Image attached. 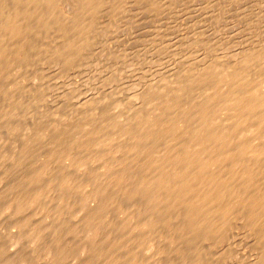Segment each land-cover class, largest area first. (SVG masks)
<instances>
[{"label": "bare ground", "instance_id": "bare-ground-1", "mask_svg": "<svg viewBox=\"0 0 264 264\" xmlns=\"http://www.w3.org/2000/svg\"><path fill=\"white\" fill-rule=\"evenodd\" d=\"M129 1L131 0H0V83L5 82L7 84V80L14 72L17 73L18 70L21 69V67H25L26 64L28 66L30 65L28 63L32 62L33 55L36 54L35 56H37L36 52L42 53V50L46 49L42 46L43 44L40 46V43L43 42L41 40L48 38L47 35L49 33L51 36L57 37V40L55 41L53 38L56 42L55 43L52 42L53 39L51 40L50 38V42L55 43V45L53 46L50 43V47L52 45L54 51H48V53H53V56L62 62V65H67L70 68L76 67V69H78V61L80 60L81 55L89 57L86 53L87 51L90 52L89 49L87 50V47L89 45L91 46V44L88 45L87 43L88 39H92L90 33L95 31L94 28L98 26L99 21L104 19L103 21L105 22V19H107L102 18V16L104 14L105 17H107L106 14L111 17L120 16L122 12L126 11L125 8H128L126 6ZM136 1H138V3L140 1L143 3L142 5L141 2L139 3V6H142L143 11H146L143 8L145 3L147 7L153 9L151 10L153 13L156 12L155 9H158L159 11V9L164 8L163 6L165 5L164 3L161 5L163 0ZM177 1L179 3V0ZM204 1L207 3L211 2H209V0H203L202 2ZM213 1L216 2L215 0ZM213 1L211 2L212 4H214ZM225 1L224 3L222 2L224 5ZM237 2L238 1H236V4ZM180 3L182 5V1H180ZM134 5H136V3ZM179 5L180 4H178V6ZM206 6L210 7V4ZM240 6H242V4ZM200 7H202V4ZM215 7L218 8V5H215ZM219 7L221 6L219 5ZM150 9H147V11H150ZM204 10H206V8ZM149 11L147 12L148 14L146 12L144 13L148 16L150 14L153 15L152 13H149ZM219 11L220 10H217L216 12L219 13ZM125 13L123 14L125 15ZM164 13H161L160 16H165ZM224 13L225 12L223 11V14ZM157 15H155V18L153 17V19H151L152 22H154V19L157 20ZM247 15L249 17L248 13ZM119 16L117 17L118 20L119 18L122 19L124 17H122V15L121 17ZM244 16L249 19H245L247 20L245 22L248 23H250V19H253V17L259 19L256 15H250L249 18L246 17V15ZM151 17L152 16H150V18ZM220 18H223V16ZM108 19L109 21L107 20L106 22H110V18ZM243 19L244 18H242L241 21H243ZM113 20H111V24L113 23L114 25L109 24L111 27L116 25L114 23L116 19ZM160 21L161 20L155 22L159 24ZM252 21L253 20H251V22ZM104 22L103 24H105ZM248 23L244 26L248 25ZM261 23H259V27L257 26L258 23L255 25L253 23V26H257L258 29H261L262 31L261 25H263V22L261 21ZM106 25H108V23ZM204 25L199 24L196 26H200L203 31H205ZM135 26L138 27V24ZM117 27H119V25L114 27V30ZM104 28H106L104 31L108 32V26H105ZM211 28L212 27L209 29ZM100 29L101 28H99V30ZM102 30L103 29L99 32H102ZM212 31L213 30L211 29V32ZM153 32H155V30H153ZM258 32H260V30H258ZM51 33H55L54 35L56 36ZM103 34H105V32ZM160 34L163 33L161 32ZM202 34L200 32V35ZM204 34L203 38L206 36ZM151 35H149L150 39H152L154 34ZM192 35L193 33L191 36ZM196 35L199 37L198 34ZM156 36H159V40H163V43L168 40L166 39V41H164L165 36ZM156 36L154 38H157ZM194 36L193 40L195 38ZM95 37L96 36L94 35V39L97 41V37ZM206 37L210 38L208 35ZM150 39L148 40L147 45H150L154 40L152 39L149 44ZM200 39H202V37H200L199 40ZM183 40L186 41L185 38ZM92 41L93 44L98 42L95 41L94 43L93 39ZM155 41L152 42L153 46ZM189 41L192 43L191 40ZM194 42L197 45H206L204 43L205 41H202L203 43H197L194 40ZM46 43H48V41ZM46 43L44 45H46ZM82 43L85 44V47L87 45L85 48L87 51H84V55L82 53L83 49H81L83 47ZM90 43L92 42L90 41ZM159 43L161 44L162 41ZM167 45L169 46L168 43ZM94 46L93 49L90 47V53L93 52L92 50H95ZM189 46L188 43V48ZM212 46L213 45H211V47ZM256 46L255 48L250 47V50L258 49ZM165 47H163L164 50ZM171 47L174 49L173 45L169 46V48ZM260 47L258 49L259 51ZM262 47L264 48V46ZM159 48L162 49V45H160ZM181 48L182 46L179 49L181 50ZM194 48L197 51H195L197 54L199 48L197 47V49L196 46ZM175 49L177 50L176 47ZM190 49H188V51ZM243 49H241V53ZM247 49L249 50V46ZM144 50L142 51L144 52ZM155 50L158 51L157 49H153L152 53H155ZM192 50L194 49H191V51ZM210 50L208 52L204 50L205 52L201 53L207 52L208 55L209 52L211 53ZM248 50L243 51L248 52ZM100 51L103 52L101 49ZM159 51L160 52L158 53L163 52H161V50ZM251 51H249L250 53L248 54L246 53L247 55H244L243 58L241 57L242 59L240 58L239 61L237 60L240 57V53L235 54L236 56H239L237 57L238 59H236L235 64H231L232 62L229 63V60L232 61V59L229 58L232 55H228V62L227 58L223 56V58H225L223 61H226L224 64L229 63L228 66L224 65V68L222 67L223 64L220 65L221 63H219L222 58L220 57L218 64H216L215 61L212 65L210 62V65L208 63L207 65L203 64L200 66L197 64L199 68L195 67L194 69L193 66L190 65V67L192 66V70L180 75L177 72L178 75L175 74L174 71L172 74L169 69L168 71L172 76L175 74L173 77L177 75L172 81H170L171 78L169 77L170 82H168L171 84L166 88L164 84L166 80L163 81L165 78L160 80L163 81L165 86L163 89H157V86L151 83L150 86L153 84L156 88H152V86L147 95V107L143 108V105L140 104L142 105V108L139 109L136 107L139 110L133 115L136 109L135 105L134 107L132 106L135 108L133 113L127 108V106V113L129 112L128 114L132 117L130 116L131 118L126 120V123L123 126L119 123L115 124L116 119H112L114 122L106 121L109 122L108 125L98 127L100 124L98 123L96 126L97 123H94L93 127V123H90L93 122L94 119L87 116L85 117L84 115L85 118L83 117V122L81 121L82 123H77V126L84 125L85 127V125L89 126L90 124L93 128H97L94 129L95 132L93 131L92 135H88L91 134L88 132L87 134L84 133L87 136L83 135L79 138L75 137V139L70 142H68V139H65L66 143L63 141L59 142L60 140H56L55 138V140H52L53 142L51 141L50 143H47L51 137L46 134L44 137L47 136L50 137V139L47 140L46 144L43 143L40 145L38 144L39 142H36L38 139L37 137L41 135L38 133V136L35 135L33 138L28 137L22 142V144H20V142L19 146L17 144L15 148H10L11 151L6 144L0 145V209L2 210V214L7 213L14 220L13 227H17V231H14L13 235L15 237L17 235L15 240L19 242L22 238H27L32 247L30 251L32 250L33 252L28 253L30 251H21L19 256L18 253H20V251L17 252V248H15V251L13 250L14 247H11L13 249L10 252H17L15 253V259L18 255L19 258L17 260H19V263L27 264L28 261H32L33 257H31V254H34V260L35 257H37L36 260H39L42 256H45L47 260L46 264H204L207 259L206 257L209 255V253L206 252L205 247L210 248L211 250L214 249L216 251L214 252L219 254V243L229 235L235 226V228L239 229L240 226L238 228L236 222L239 221L238 223L241 224V221L243 224L242 227L244 226L246 229L244 227L243 230L242 227L240 229L242 231H244V229L247 230L248 233L245 235L249 234V238L251 237V239L255 241L254 248L256 247V251L254 252H256L257 255L254 254L256 255L255 258H251V260L249 259V264H264V80H259L261 75L256 73L257 71L254 74L252 73L256 69H253V71L250 67V69H248V65L252 59L260 57L264 52L261 53L260 51V53H255L256 51ZM102 52H99L101 53L99 54L100 56L102 55ZM143 52L140 53L143 54ZM145 52L146 53L144 54L148 56L150 55L148 50H145ZM182 52L183 51H181V53ZM244 52L242 54H244ZM45 53L43 54L44 56ZM120 53L122 54V52ZM152 53L151 55H153ZM184 53L186 55L185 58H187L188 52ZM110 54L112 56V53ZM258 54H260V56H258ZM118 55L119 54H117V56ZM143 55L142 58L145 59L146 57ZM155 55L156 54L153 56ZM108 56L105 55V58L107 59ZM111 56H109V59ZM113 56L116 59V55ZM148 56L146 58L147 61H149ZM161 56L165 57V55ZM40 57L38 58L40 59ZM158 57L155 59H158ZM206 57L208 56L202 58L205 59ZM185 58H183V60ZM191 58H196L197 60V57L194 58V56H192ZM216 58L218 59V57ZM49 59H51V56ZM112 59L111 61H113ZM115 59L114 61L117 60ZM257 59L260 60L259 58ZM41 60H43L42 57ZM86 60L88 59L86 58ZM118 60L116 61L117 63ZM151 60L152 64L154 62L153 57L152 59L150 58V61ZM45 61L47 62V58ZM140 61H142L141 56ZM194 61L192 62L191 60V63L196 66L198 60L196 63H194ZM42 62L43 63L40 65L44 64V60ZM155 62L160 64V61L158 62V60ZM200 62L198 63L200 64ZM205 62H208V60L203 61V63ZM76 63L78 64L77 66L75 65ZM81 63L84 65L83 61ZM143 63L141 64L143 65ZM256 63L255 65L258 67V64ZM86 64H88L87 61ZM149 64L150 63L148 62V65ZM48 65L51 67L54 64ZM62 65L59 64L58 66L64 70V68L61 67ZM124 65L125 63H123V67ZM129 65H131V63H128L127 66ZM132 65L135 66L134 64ZM146 65L144 64L145 67ZM55 66H57V64ZM55 66L52 68L55 69ZM144 66H139V68L141 67L143 69ZM150 66L152 68L154 63L153 66L149 65V67ZM149 67L144 69L147 71ZM262 67H264V64ZM142 69H140L141 72L144 70ZM58 70L54 71L57 72ZM63 70L62 72H65ZM38 71L39 70H37V72ZM68 71L70 73L72 70ZM162 71L163 70L160 72ZM182 71L183 70H181V72ZM30 73L28 71L27 74H25L31 77ZM65 73L63 75H65ZM260 73L263 72L261 71ZM21 74L23 73L21 72ZM121 74H123V72ZM121 74L118 76L121 77ZM157 74L160 75L159 73ZM258 74L260 76H258ZM16 76L18 75L16 74ZM30 77H28V79ZM56 77H58V75ZM21 78H23V76ZM21 78H19V83ZM16 79L14 80L16 81ZM28 79L26 82H24L26 79L23 82L27 83L29 80L32 81L31 78ZM138 79H141V74ZM151 79L153 80V78ZM151 79L148 80L151 82ZM157 80L159 79L157 78L156 81ZM15 81L11 82L13 86L15 85L13 83H16ZM8 83L10 84V80ZM29 84L30 83H28V85ZM16 85L19 84L17 83ZM41 85L44 86V84ZM21 86L23 85H19V87ZM35 86L37 87V85ZM35 86L33 88H35ZM130 86H133V84ZM161 86L162 83L160 84V87ZM10 87L12 88V86ZM24 87L26 86L24 85ZM29 87L30 86H28V88ZM120 87L123 89L120 90L122 93L127 88L124 87V89L123 86ZM23 88H19V90L22 89V93H24L23 90L25 91L26 89ZM140 89L137 88V90ZM5 90H7V88ZM30 90L32 91V89ZM30 90L27 91L28 93L25 91L26 93H24V95H29L31 93ZM34 90L35 89H33V91ZM126 90H128V88ZM160 90L163 94L161 96L159 95L160 97L157 98L156 95L159 93L161 94ZM120 91L118 90L119 93ZM1 92L2 89L0 86V94ZM41 92L42 90L40 88V93ZM44 92H46V90L43 91L41 95H44ZM118 92L116 93L117 95H119ZM139 92L142 93V91ZM6 93L8 94V92ZM13 93L10 95L13 96ZM113 93L114 92H112V94ZM134 93L136 92L134 91L132 93L133 96L131 98H134V95H136ZM34 94L32 93L30 96L33 95L35 98L40 95L37 94V96H34ZM15 95L16 94H14V96ZM18 95L19 94H17L16 99H18V97L21 98V93L20 96ZM24 95L22 97L23 99ZM122 95L124 96V94ZM114 96L115 95H111L112 98ZM127 96H125V98ZM116 97L117 96H115V98ZM144 97H146V95ZM154 97L157 99H154ZM40 98L43 97L37 99L40 100ZM135 98L137 97L135 96ZM9 99L11 98H8V101L10 102ZM5 100H7V98ZM31 100V102L35 101H33V99ZM113 100V103L111 104V100L110 102L107 100L109 106L112 104H114V106L116 105ZM144 100H146V98ZM144 100L143 104L146 103H144ZM19 101L18 105H20ZM124 101L121 100L120 102L122 103ZM22 102L23 101H21V103ZM120 102L118 103L120 104ZM4 103H7V101ZM13 103L12 105H16L15 107H17V103ZM127 103L130 104L129 102ZM125 104L124 106H126ZM21 105H23V103ZM121 107H123L122 104ZM115 108H118V106H115ZM4 109L6 110V108ZM118 109H120V107ZM123 109L121 110L122 113ZM100 111L102 112V110ZM0 112H2V110ZM8 112L9 111L7 110L6 115ZM107 112L109 113V111ZM14 113L11 112V116H13ZM88 113L90 114V112ZM88 113L85 112L84 114L89 116ZM104 113L106 114L105 111ZM4 114L2 116H4ZM101 114H99V116ZM116 114L118 115V112ZM95 115L97 116V114ZM111 115H113V113ZM8 116L10 115L8 114L7 117ZM107 116L108 115H106V117ZM123 116L124 113L122 117ZM118 117L120 116L118 115ZM125 117L127 118L126 115ZM11 119L12 118H10V120ZM97 119H99L98 116ZM12 120L10 123L15 122V118ZM44 120L46 119H43V121ZM52 120L48 121V123L50 122L51 124ZM8 121L9 120L7 119L5 124ZM123 121L120 122L123 123ZM41 122L40 126L42 125ZM63 125H61V127H63ZM34 126L35 125L33 124V127ZM43 126L44 125H42V128H44ZM37 127L39 126L37 125ZM108 127L120 128V130H122L121 128H125L121 131V135L118 137L126 140L123 142L116 136L118 138L117 141V139L114 138L115 135L113 136L111 134V129H109V131L111 130L109 132L111 135L109 133H104L103 129L106 130ZM15 128L19 127L17 126ZM20 128L22 127L20 126ZM55 128L57 129L58 127ZM78 129L76 128V130ZM60 134L62 135L64 133ZM67 138H69V136ZM10 223L13 225V221ZM234 233L231 232V236ZM9 240L12 239L10 238ZM12 241L13 243L15 242L14 239ZM203 244L205 247H203ZM0 245L1 247L5 246L1 243ZM10 245L13 246L12 244ZM210 249H207V251L209 250L210 252ZM6 250L8 251V249ZM203 250H205L204 252L207 254L205 258L203 256ZM5 251L2 253L6 254L7 251ZM210 253L212 255V252ZM172 254L175 255V258L179 261L176 260L177 262H171L172 258L170 259V257L173 256ZM221 254L222 252L219 255ZM3 255H1V258H5ZM12 255L9 254V257ZM219 255L216 254L218 257ZM7 256L8 255H6V257ZM193 257H195V259ZM221 257L226 256L224 255ZM228 258H226V260ZM15 259L7 260H9L10 263H13L12 261H15ZM196 259H198L200 263L197 262L198 260L196 261ZM210 259H208V263L210 262ZM221 260L222 259L219 261L221 262ZM226 260H223V263Z\"/></svg>", "mask_w": 264, "mask_h": 264}, {"label": "rangeland", "instance_id": "rangeland-1", "mask_svg": "<svg viewBox=\"0 0 264 264\" xmlns=\"http://www.w3.org/2000/svg\"><path fill=\"white\" fill-rule=\"evenodd\" d=\"M135 1V2H134ZM171 0H165V2H164V0H163V2H162V4L161 5H163V3L166 5V7H165V5L163 6L164 8H161V9H159V11H158V9H155V11L157 12V14H156V12H154L153 13V11H151V10H153L152 8L150 9L149 7H147L146 5H145V3H144V5H143V8H144V10H146V11H143V9H142V6H139V3L141 2H139L138 3V1H136V0H131V1H129L128 2V4H127V6L126 7H128L127 9L125 8V10L127 11H124V12H122L121 14H120V16L119 17H121V15H122V19L121 18H119V20H118V16L116 17H111V16H109L108 14H106V16L107 17H105L104 15L102 16V18H107V19H105L106 21L108 20L109 21V19L108 18H110V22H104L103 20L104 19H102V21L105 23V24H103V22L102 21H99L98 22V26H100V27H95L94 28V32H92V33H90V37L94 40V43H95V39H94V35L97 37H95L96 39H97V45L96 44H93V41H92V39H88V45L89 44H91V46L89 45L88 47H87V45H86V47H87V50L89 49V51L91 52V48L90 47H92V49H93V46L94 45H96V46H94V49L95 50H92L93 52L92 53H90V52H88L85 48V44H83L82 43V48L81 49H83L82 50V53H83V55L85 54V52L87 51V53H86V55H88L89 57H84V56H82L81 55V58H80V60L81 59H85V60H79L78 62V64H79V66H77L78 64L76 63L75 65L77 66V68L78 69H76V67H74L75 68V70H74V68H70L69 66H67V65H62V62H60L56 57H54L53 56V53H48V51L49 52H53L54 50H53V46L55 45V41L57 40L56 38L57 37H53V36H51L50 35V33L47 35L48 36V38H46V39H43V40H41V41H43V42H41L40 43V46H41V44H43L42 46L43 47H45L46 49L45 50H42V53L40 54V53H38V52H36L37 53V56H38V54H39V56L38 57H42L43 58V60H44V64H42V65H40L41 63H43L42 61L43 60H41V57H40V59L37 57V56H35V55H33V60H31L32 62H29L28 64H30L29 66L26 64V68L25 67H21V69L23 70H21V69H19L18 70V72L16 73V72H14L13 74H12V78L10 77L8 80H7V84L5 83V82H1L0 84V86H1V89H2V92H1V94H0V106H2V107H0L1 109H0V111L2 110V112H0L1 114H0V145H5L6 144V146H8V149L10 150V148L12 149V148H15L16 146H17V144H18V146L20 145V144H22V142H24L25 141V139L26 138H28V137H30V138H33L35 135L36 136H38L37 134L38 133H40L39 135L40 136H42V137H40V136H38L37 138V140H36V142L38 143V144H40V145H42L43 143H45L46 144V142H47V140L48 139H50V137H51V139L50 140H48V142L47 143H50L52 140H55V138H56V140H60L59 142H64V143H66V140L65 139H68V142H70V141H72L73 139H75V137L76 138H79V137H82L83 135L84 136H87L86 134L88 133V132H90L91 134H88V135H92L93 134V131L95 132V130L94 129H97V128H93L94 127V123L96 124V126L98 125V123L100 124V125H98V127L99 126H102L103 127V125H108V123L109 122H114V121H112V119H116L117 121H119V122H117L116 120H115V124L116 123H119V124H121L122 126L123 125H125V123H126V120H128L129 118H131L132 116L130 115V114H128L127 113V109H126V107L133 113L134 112V109L136 108V107H138L139 109L140 108H142V105H143V108H146L147 107V95L149 94V92H150V89H151V87L152 88H156L154 85H156L157 86V89H163V88H165V86H166V88L168 87V85H170L169 84V82L170 81H172L178 74L180 75V74H182V73H184V72H189V70H192V66H193V69L195 68V67H198L199 68V66L200 65H203V64H206L207 65V63L209 64V62L211 63V65L213 64V62L215 61V63L216 64H218V61L220 60L219 58L220 57H222L221 58V61L219 62V63H221L220 65H222V67L224 68L226 65L228 66L229 65V63H231V64H235L236 63V59H238L237 57H239V59L237 60V61H239L240 60V58L242 57L243 58V56L244 55H247L248 53H250L249 51H251L250 50V47L251 48H255V46L256 47H258V49H259V47H260V51H261V53L262 52H264V51H262V50H264V48L262 47V46H264L263 44H264V21H263V19H264V0H215L216 2H214L213 0H209V2L211 1H213V3L214 4H212L211 2L210 3H207L206 1H204V2H202L201 0H179V3H178V1L177 0H175V4H174V0H172L171 2H170ZM180 1H182V5H181V3H180ZM224 1H225V5L223 4L224 3ZM236 1H238L239 3H241L242 4V6H240L241 4H239L238 2H237V4H236ZM243 1V2H242ZM134 2V3H133ZM168 2H170V3H168ZM207 4H206V3ZM218 2V3H217ZM221 2V3H220ZM223 2V3H222ZM227 2V3H226ZM136 3V5H134ZM138 3V4H137ZM166 3H168V4H166ZM173 3V4H172ZM203 3H204V5H203ZM143 3L141 2V5H142ZM178 4H180L179 6H178ZM201 4H202V7H200L201 6ZM208 4H210V7L208 6H206V5H208ZM212 4V5H211ZM226 4H228V5H226ZM138 5V6H137ZM167 5H168V7H167ZM176 5V6H175ZM214 5V6H213ZM215 5L217 6L218 5V8L217 7H215ZM219 5L221 6V7H219ZM145 6V7H144ZM169 6H171V7H169ZM175 6V7H174ZM225 6V7H224ZM227 6V7H226ZM203 7H204V9L206 8V10H204L203 9ZM217 8V9H215V8ZM225 9H224V8ZM166 8V9H165ZM221 8V9H220ZM147 9H150V11H149V13H152L153 15H147L148 13V11H147ZM163 9H165V10H163ZM161 10H163L162 12H160ZM217 10H220L219 11V13L218 12H216ZM222 10V11H221ZM164 11H165V13H164ZM223 11L225 12L224 14H223ZM126 12V13H125ZM144 12H146L147 14H145ZM123 13H125V15L123 14ZM160 13V14H159ZM161 13L163 14L164 13V15L165 16H160L161 15ZM217 13H218V15H219V17H218V15H217ZM247 13L249 14V17H250V15L251 16H258V18L260 19V21H259V19H257V17H253V19L251 18L250 19V23H248V22H245V21H247V20H249V19H247V18H245V16L244 15H246V17H248V15H247ZM221 14V15H220ZM155 15H157V20L156 19H154L153 21L154 22H152L151 21V19H153V17L155 18ZM147 16V17H146ZM150 16H152L151 18H150ZM159 16V17H158ZM223 16V18H220V17H222ZM148 17H149V19H148ZM248 17V18H249ZM112 18V19H111ZM116 19V21H114L115 19ZM144 18V19H143ZM164 18V19H163ZM218 18V19H217ZM242 18H244L243 19V21L245 22H243V21H241V19ZM114 19V20H113ZM219 19H221V20H219ZM245 19H247V20H245ZM254 19H256V20H254ZM111 20H113L114 21V23L116 24L114 27H116V26H118L119 25V27H120V29H119V27H117L115 30H114V27L112 28L111 27V25L113 24H111ZM121 20H123V21H121ZM159 20H161L160 22H159V24L158 23H156L155 21H159ZM251 20H253L252 22L254 23V25L255 24H257V26L259 27V23H261V21L263 22V25H261L260 27L262 28V31H261V29H258V27L257 26H253V23L251 22ZM258 20V21H257ZM151 21V22H150ZM117 22V23H116ZM119 22V23H118ZM197 22H199V23H197ZM255 22H257V23H255ZM108 23V25H106ZM122 23V24H121ZM124 23V24H123ZM126 23V24H125ZM197 23V24H196ZM204 23H205V25H204ZM248 23V25H246V26H248V27H246V26H244L245 24H247ZM102 24V25H101ZM109 24H111L110 26H109ZM136 24H138V27L137 26H135ZM199 24H202V25H204L205 27H204V30L205 31H203V29L199 26H196V25H199ZM262 24V23H261ZM114 25V24H113ZM122 25V26H121ZM128 25V26H127ZM105 26H108V32H106V31H104V30H106V28H104ZM244 26V27H243ZM109 27H110V30H109ZM122 27V28H121ZM125 27V28H124ZM136 27V28H135ZM196 28V27H198L199 28V31H198V28H196V29H194V28ZM210 27H212L211 29L213 30L212 32H211V29H209ZM246 27V28H245ZM250 27V28H249ZM256 27H257V29H256ZM99 28H101V29H103L102 30V32H99L100 30H99ZM127 28V29H126ZM253 30H252V29ZM98 29V30H97ZM123 29V30H122ZM150 29H151V31H150ZM193 29V30H192ZM209 29V30H208ZM248 29V30H247ZM254 29H255V31H254ZM112 30V31H111ZM153 30H155V32H153ZM194 30H195V32H194ZM245 30H247V31H245ZM250 30H252V31H250ZM258 30H260V32H258ZM111 31V32H110ZM129 31V32H128ZM148 31H149V33H148ZM159 32V33H157V32ZM199 32V33H197V32ZM207 31H210V32H207ZM99 32V33H98ZM105 32V34H103ZM113 32V33H112ZM163 33V34H160V33ZM200 32H201V34L203 33H205L204 35H208L210 38L211 37H213V38H207L206 36H204V38H203V34L202 35H200ZM253 32V33H252ZM193 33V35L191 36V34ZM208 33H210V34H208ZM212 33V34H211ZM215 33V34H214ZM52 34V33H51ZM55 33H53L52 35H54ZM92 34H94V35H92ZM98 34H100V35H98ZM151 34H156V35H162V36H160V37H163V36H165L164 38V41H166V39H168L166 42L169 44V46H174V49H175V47L177 48V50L175 49H172V47L171 48H169V46L167 45V43L165 42V43H163V40H159V36H156L157 38H154L155 36L153 35V37H152V39H154L153 41H155V39H156V41L154 42L156 45H158V46H156L154 43V46L152 45V42H151V40L152 39H150V37H149V35H151ZM196 34H198V36L199 37H197V35ZM107 35V36H106ZM194 35H196V36H194ZM50 36V37H49ZM54 36H56V35H54ZM100 36V37H99ZM148 36V37H147ZM152 36V35H151ZM192 38H191V37ZM193 36L196 38H194V40L197 42L198 40H199V38L200 37H202V39H204V40H202V39H200V40H202L206 45L205 46H203L202 44H195V42H194V40H193ZM50 38H51V40L54 38L55 39V41H54V39L52 40V42H55V43H52V42H50ZM88 38H89V36H88ZM186 39V41L185 40H183V39ZM188 38H189V40H191L192 41V43H193V45H192V43L188 40ZM147 39V40H146ZM150 39V41H149V44H150V42H151V44L150 45H147V43H148V40ZM160 39H162V38H160ZM181 39H182V41H181ZM208 41H207V40ZM198 41L197 43H201L202 41ZM261 40V41H260ZM263 40V41H262ZM48 41V43H46V42ZM90 41L92 42V43H90ZM161 42L162 41V43L160 44L159 42ZM170 41V42H169ZM171 41H172V43H171ZM181 41V42H180ZM188 41V42H187ZM46 43V45H48V46H46V45H44L45 43ZM58 42V41H57ZM145 42H146V44H145ZM202 42V43H203ZM206 42H210V43H206ZM261 42H263V43H261ZM50 43L53 45H51V47H50ZM86 43V44H87ZM158 43V44H157ZM180 43V44H179ZM188 43H189V45L191 46H189V48H188ZM261 43V44H260ZM165 44H166V47H165ZM171 44V45H170ZM175 44V45H174ZM182 44V45H181ZM183 44H184V46H183ZM187 46H186V45ZM207 44H209L210 45V48H211V50H210V48H209V45H207ZM259 44V45H258ZM147 45V46H146ZM152 45V46H151ZM160 45H162V49L164 50V48L163 47H165V50L164 51H166V52H164L161 48H159L160 47ZM196 46V48L198 49V53L196 54V50H195V46ZM211 45H213L212 47H211ZM252 45H255V46H252ZM148 46H150V47H148ZM182 46V48H181V50L179 49L180 47ZM201 48H200V47ZM206 46H208V47H206ZM248 46H249V50L247 49L248 48ZM48 47V48H47ZM95 47H97V48H95ZM168 47V48H167ZM184 47H186L187 48V50H186V48H184ZM193 47V48H192ZM247 47V48H246ZM52 48V49H51ZM144 48H145V50H148V52L150 53V55L148 56V55H146V54H144V53H146L145 52V50H144ZM147 48H149V49H147ZM151 48H153V49H157L158 51H156L155 50V53L153 52L152 53V51H153V49H151ZM194 49V50H192L191 51V49ZM205 48V49H204ZM207 48V49H206ZM208 48H209V50L211 51V53L209 52V54L207 55V52L209 51L208 50ZM243 48H245V49H247L248 50V52H244V51H247V50H245V49H243ZM263 48V49H262ZM49 49V50H48ZM100 49L101 50H103V52L102 51H100ZM168 49V50H167ZM185 49V50H184ZM188 49H190L189 51H188ZM202 49H204L205 51H207L206 53H201V52H205L204 50H202ZM241 49H243L242 50V53L244 52V54H242L241 53ZM257 48H256V50H252L251 52H255V53H260V51L258 50ZM262 49V50H261ZM86 50V51H85ZM142 50H144V52L142 51ZM159 50H161V52L162 53H158V52H160ZM175 51V52H173V51ZM179 50H180V53H179ZM216 52V57H218V59L215 57V52ZM44 51V52H43ZM85 51V52H84ZM116 51V52H115ZM118 51H120V52H122V54L120 53V52H118ZM181 51H183L182 53H181ZM192 53H191V52ZM196 51V52H195ZM258 51V52H257ZM45 52H47V53H45ZM99 52H102V55L100 56L99 54H101V53H99ZM143 52V54L145 55H143V54H141V53ZM147 52V53H148ZM157 52V53H156ZM170 52V53H169ZM184 52H188L189 53V55H188V53H187V58H190V59H187V58H185L186 57V55H185V53ZM214 52V53H213ZM35 53V52H34ZM45 53V56L43 55ZM110 53H112V56L113 55H116L115 57H116V59L118 60V63L116 62L117 60L114 58V56L112 57L111 56V54ZM119 54L118 56H117V54ZM148 53V54H149ZM151 53L154 55V54H156L155 56L156 57H158V54H159V57H158V59H155L156 57L155 56H153V55H151ZM166 53V54H165ZM167 53H169V54H167ZM242 54V55H240V54ZM247 53V54H246ZM47 54H50V55H47ZM90 54V55H89ZM103 54H104V56H103ZM110 54V55H109ZM181 54V55H180ZM193 54V55H192ZM194 54H196V55H194ZM205 54V55H204ZM214 54V55H213ZM235 54H239V56L237 55H235ZM263 54V55H262ZM261 54V56H260V54H258V56H260V57H256V61L254 60V59H252V61L250 62V64L248 65V69H250L251 68V70L253 71V69H256L255 71H251V70H249V71H251L253 74L256 72V73H259L258 74V76H260V79H259V77H258V79L259 80H264V75H262V74H264V67H262L263 66V64H264V53H262ZM105 55H109V56H111L112 58H114L116 61H114V59H112L111 57H110V59H109V56H108V58L107 59H109V60H107L106 58H105ZM142 55L144 56V57H146L147 58V56L149 57L148 58V60L149 61H147V59L145 60V59H143L142 58ZM161 55H165V57L164 56H161ZM185 55V56H184ZM203 55V56H202ZM219 55V56H218ZM228 55L230 56V55H232V56H230L229 58H231L232 59V61H230L229 60V63L228 64H224L225 62L223 61V60H225V58H227L228 57ZM44 56V57H43ZM51 56V59H49V57ZM121 56H122V58H121ZM140 56H141V60L142 61H140ZM192 56H194V58L195 57H197V60H198V62H200L201 60V62H200V64L197 62V60H196V58L195 59H193V58H191ZM205 56H208V57H206L205 59L204 58H202V57H205ZM212 58H210V57ZM213 56H214V58H215V60H214V58H213ZM223 56L225 57V58H223ZM234 56H235V58H234ZM35 57V58H34ZM53 57V58H52ZM82 57H84V58H82ZM152 57H153V63H154V66H153V63L151 64V62H152V60L150 61V58L152 59ZM39 60H38V59ZM47 58V62H49L50 60V62L48 63V64H54V65H52L51 67H50V65H48V64H46L47 62L45 61V59ZM86 58L88 59V60H86ZM132 58V59H131ZM163 58V59H162ZM183 58H185L184 60H183ZM202 58V59H201ZM209 58H210V61H209ZM241 58V59H242ZM257 58H259L260 60H258ZM34 59H35V61H34ZM52 59H53V61H52ZM111 59L113 60V61H111ZM122 61H121V60ZM124 59V60H123ZM135 59V60H134ZM162 59V60H161ZM204 59V60H203ZM208 60V62H205V63H203V61H207ZM235 59V60H234ZM261 59H263V60H261ZM41 60V61H40ZM56 60V61H55ZM59 62H58V61ZM144 60V61H143ZM158 60V62L160 63V64H158V63H156L155 61H157ZM191 60H192V62L194 61V60H196V61H194V63H196V66H194L195 64H193V63H191ZM213 60V61H212ZM216 60H217V62H216ZM254 60V61H253ZM37 61V62H36ZM84 62V65H83V63H81V62ZM86 61L88 62V64H86ZM120 61H121V64H120ZM126 61V62H125ZM129 61V62H128ZM132 61V62H131ZM212 61V62H211ZM223 61V62H222ZM234 61V62H233ZM34 62H36V63H34ZM39 62V63H38ZM54 62V63H53ZM55 62H56V64H57V66H55L56 64H55ZM58 62V63H57ZM112 62H114V63H112ZM116 62V63H115ZM143 62H145V63H143ZM148 62L150 63L149 65H152L153 67L151 68V66L149 67V65H148ZM227 62H228V58H227ZM252 62H257L256 64H258V67L255 65V63H252ZM261 62V63H260ZM263 62V63H262ZM123 63H125V65H124V67H123ZM128 63H131V65H129V66H127L128 65ZM136 63V64H135ZM141 63H143V65L141 64ZM146 63H147V65H146ZM187 63H188V65H187ZM33 64V65H32ZM35 64H37V65H35ZM62 65L61 67L62 68H64V70L63 69H61L58 65ZM127 64V65H126ZM132 64H134L135 66H133ZM138 64V65H137ZM139 64H141V65H139ZM144 64L146 65V67L144 66ZM157 64V65H156ZM197 64L199 65V66H197ZM262 64V65H261ZM39 65V66H38ZM48 65V66H47ZM190 65H192L191 67H190ZM210 65V64H209ZM225 65V66H224ZM252 65V66H251ZM256 67H255V66ZM260 65V66H259ZM53 66H55L54 68L55 69H53L52 67ZM74 66V65H73ZM139 66H144L143 67V69L145 68H147V67H149L148 69H147V71L144 69H142L141 67L139 68ZM156 66V67H155ZM28 67V68H27ZM32 67H34V68H32ZM58 67V68H57ZM67 67V68H66ZM69 67V68H68ZM132 67H134V68H132ZM135 67H136V69H135ZM182 67H183V69H182ZM221 67V66H220ZM250 67V68H249ZM261 67V68H260ZM57 68V69H56ZM130 68V69H129ZM188 68H190V69H188ZM260 68V69H259ZM263 68V69H262ZM29 69V70H28ZM58 69H60V70H58ZM66 69H68V70H72V71H70V73H69V71L68 70H66ZM133 69V70H132ZM138 69V70H137ZM140 69H142L143 71L141 72L140 71ZM170 69V70H169ZM184 69H186V70H184ZM33 70V71H32ZM37 70H39L38 72H37ZM54 70H58L57 72L56 71H54ZM62 70L63 71H65V72H62ZM161 70H163L162 72H160ZM173 74L174 72H175V74H177L175 77H173L172 76V74L169 72V71ZM181 70H183L182 72H181ZM188 70V71H187ZM25 71H29V73H30V75H31V77L29 76V75H26L27 74V72H25ZM61 71V72H60ZM68 71V72H67ZM137 71H138V73H137ZM146 71V72H145ZM174 71V72H173ZM262 71L263 73H260V72ZM21 72L23 73V74H21ZM26 74H25V73ZM123 72V74H121ZM159 73L160 75H158L157 73ZM167 72H169V73H167ZM177 72V73H176ZM58 75V77H56L57 75ZM65 73V75H63ZM68 73H69V75H68ZM143 73H144V75H143ZM146 73V74H145ZM165 73V74H164ZM16 74L18 75V76H16ZM34 74H35V77H34ZM120 74H121V77H119L120 76ZM138 76H137V75ZM140 74H141V79H138V77H140ZM158 76H157V75ZM164 74V75H163ZM33 75V76H32ZM60 75V76H59ZM119 75V76H118ZM166 75H168V76H166ZM20 76V77H19ZM23 76V78H21ZM26 76H28V77H30L31 79H32V81L31 80H29L28 79V77H26ZM61 76H62V78H61ZM118 76V77H117ZM161 76H162V78H161ZM166 76V77H165ZM18 77V78H17ZM26 77V78H25ZM34 77V78H33ZM143 77V78H142ZM171 78V80H170V78ZM18 80H17V79ZM19 78H21L20 79V83H19ZM57 78H60V79H57ZM151 78H153V80L151 79ZM159 79V80H157L156 81V79ZM163 78H165L164 80H163ZM14 79H16V81L14 80ZM23 79V80H22ZM26 79V80H25ZM27 79L30 81H28L27 83H24V82H26L27 81ZM148 79H151V82L148 80ZM154 79H155V82H154ZM9 80H10V84L8 83L9 82ZM25 80V81H24ZM114 80V81H113ZM160 80H163V81H165L166 80V82H167V85H166V82H164V84H165V86H164V84H163V81H160ZM170 80V81H169ZM13 81H15L16 83H13V84H19V85H23V86H21V87H19V85H12L11 84V82H13ZM24 81V82H23ZM113 81V82H112ZM149 81V82H148ZM169 81V82H168ZM39 82V83H38ZM112 82V83H111ZM157 82H158V84H157ZM5 83V84H4ZM23 83V84H22ZM28 83H30L29 85H28ZM148 83V84H147ZM151 83H153L152 84V86H150L151 85ZM162 83V86L160 87V84ZM41 84H44V86L43 85H40ZM112 84V85H111ZM132 85L133 84V86H130V85ZM145 84H147L148 85V88H147V85H145ZM2 85H3V87H2ZM7 87H6V86ZM9 85V86H8ZM24 85L26 86V87H24ZM30 86L29 88L30 89H32V91L28 88V86ZM35 85H37V87L35 86V88H33ZM39 85V86H38ZM143 85H144V87H143ZM10 86H12V88L10 87ZM18 86V87H17ZM120 86H123V88L124 87H127L128 88V90H126L125 88V90L123 91V93L120 91V90H123V89H121L122 87H120ZM129 86V87H128ZM150 86V87H149ZM159 86V87H158ZM5 87V88H4ZM26 88L25 89V91L27 92V91H31V93L28 95H24V93H26L24 90H23V92L24 93H22L21 92V90L22 89H20L19 90V88ZM39 87V88H38ZM132 87V88H131ZM3 88H4V90H3ZM7 88V90H5ZM23 88V89H24ZM38 88V89H37ZM40 88H41V90H42V92L43 91H45L46 90V92H44L43 94L45 95H41L42 94V92L40 93ZM45 90H44V89ZM130 88V89H129ZM137 88L138 89H140V90H137ZM147 88V89H146ZM28 89V90H27ZM33 89H35L34 91H33ZM149 89V90H148ZM196 89V88H195ZM9 90V91H8ZM118 90L120 91V93L118 92ZM146 90H148V91H146ZM12 91V92H11ZM17 91V92H16ZM19 91H20V93H21V96H20V93H19ZM37 91H38V93H37ZM135 91L136 93H134V94H136V95H134V98H131L132 96H133V92ZM138 91V92H137ZM139 91H142V93L141 92H139ZM144 91H146V92H144ZM6 92H8V94L6 93ZM14 92V93H13ZM16 92V93H15ZM112 92H114L113 94H112ZM118 92V94L122 97H120L119 95H117L116 93ZM124 92H126V93H124ZM148 92V93H147ZM160 92H161V94L159 93V94H157L156 95V97L157 98H159L162 94H163V92L160 90ZM13 93V96L12 95H10V94H12ZM28 93V92H27ZM34 94V93H37V94H40L38 97H35L36 99L37 98H39V97H43V98H40V100L39 99H35L34 97H33V95L32 96H30L31 94ZM46 93V94H45ZM111 93V94H110ZM124 94V96L122 95V94ZM127 93H128V96H127ZM129 93H131V94H129ZM140 93V94H139ZM144 93H146V94H144ZM7 94V95H6ZM14 94H16L15 96H14ZM17 94H19L18 96H20L21 98H19L18 97V99H16L17 97ZM37 94H34V96L36 95L37 96ZM140 96H139V95ZM6 95V96H5ZM23 95H24V99L22 98L23 97ZM111 95L113 96V95H115V96H117L116 98H115V96L112 98L111 97ZM131 95V96H130ZM146 95V97H144ZM160 95V96H159ZM2 96H3V98H2ZM110 96V97H109ZM125 96H127L126 98H125ZM130 96V97H129ZM135 96L137 97V98H135ZM143 96V97H142ZM14 99H13V98ZM31 97H33V98H31ZM119 97V98H118ZM129 97V98H128ZM141 97H142V99H141ZM156 97H154V99H157ZM7 98V100H5ZM8 98H11V99H9L10 100V102L8 101ZM117 100V98H118V100H122V101H124L125 99L127 100H125L126 101V104H125V101L124 102H120V101H118L117 100V102H116V100ZM140 98V99H139ZM146 98V100H144ZM3 99V100H2ZM17 101H16V100ZM31 99H33V101L35 100V101H37V102H31L32 100ZM114 99V100H113ZM130 99V100H129ZM132 99H136V100H132ZM16 102H15V101ZM19 100H21V101H23L22 103H23V105H21L22 103H21V101H19ZM110 102V100H111V102H110V104L111 103H113L112 102V100L114 101V103L116 104L115 106H118V108L120 107V109H118V108H115V106H114V104H112V105H110L109 106V103H108V101ZM141 100V101H140ZM143 100H144V103L145 104H143ZM7 101V103H4V102H6ZM18 101H19V104L20 105H18ZM30 101V102H29ZM86 101V102H85ZM105 101V102H104ZM131 101V102H130ZM134 101V102H133ZM137 101H138V103H137ZM14 102V103H13ZM107 102V103H106ZM118 102H120V104L118 103ZM127 102H129L130 104H128ZM12 103L13 104H15V103H17V107H15L14 105H12ZM33 103V104H32ZM85 103H87V104H85ZM119 105H118V104ZM132 103H133V105H132ZM138 105H137V104ZM121 104L123 105V107H121ZM124 104L126 105V106H124ZM140 104H142V105H140ZM106 105V106H105ZM130 105H131V107L133 106L134 107V105H135V108H131L130 107ZM145 105V106H144ZM6 106V107H5ZM14 106V107H13ZM105 108H104V107ZM140 106V107H139ZM112 107V108H111ZM114 107V108H113ZM130 107V108H129ZM4 108H6V110L4 109ZM16 108H18V109H16ZM104 108V109H103ZM124 108V109H123ZM138 108H136L135 109V112L133 113V115L139 110ZM14 109V110H13ZM105 109H107V110H105ZM123 109V113H124V116L122 117V115H123V113H122V110ZM125 109H126V112H125ZM132 109V110H131ZM7 110L9 111L8 112V114L10 115V116H8V117H10V118H12V119H14L15 118V122H12V123H10L11 122V120H10V118H8L7 117V115H6V113H7ZM10 110H13V111H10ZM100 110H102V112L100 111ZM119 110V111H118ZM128 110V111H129ZM104 111L106 112V114L104 113ZM107 111H109V113L107 112ZM118 112V115L120 116V117H118V115L116 114L117 112ZM11 112L12 113H14L13 114V116H15V117H13V116H11ZM88 113V112H90V114H89V116L87 115V114H84V113ZM100 112V113H99ZM113 113V115H111L112 113ZM119 112H121V113H119ZM5 113V114H4ZM102 113V114H101ZM108 113V114H107ZM4 114V116H2ZM16 114V115H15ZM93 114V115H92ZM95 114H97V116H98V118L99 119H97V116L95 115ZM99 114H101L100 116H99ZM116 116H115V115ZM6 115V116H5ZM84 115H85V117L87 116V117H90V118H93L94 120H93V122H91L90 124H92L93 123V127L89 124V126L88 125H85V127H84V125H81V126H77V123L79 124V122L80 123H82L83 122V120H84ZM104 115H105V118H104ZM106 115H108L107 117H106ZM125 115L127 116V118L125 117ZM51 116V117H50ZM93 116V117H92ZM110 116H111V118H110ZM113 116V117H112ZM131 116V117H130ZM17 117V118H16ZM54 117V118H53ZM84 117V118H83ZM102 117V118H101ZM115 117V118H114ZM117 117V118H116ZM121 117H122V119H121ZM126 119H125V118ZM9 120L8 122H6V124H5V121H7V119ZM51 118V119H50ZM80 118H81V120H80ZM104 118V119H103ZM109 118V119H108ZM43 119H46V120H44L43 121ZM52 120L51 122L53 123H51L52 124V127H51V124H50V122L48 123V121H50V120ZM54 119H55V121H54ZM83 119V120H82ZM108 119V120H107ZM119 119V120H118ZM41 120H42V122H41ZM56 120H57V122H56ZM60 120H63V121H60ZM95 120H97V121H95ZM100 120V121H99ZM124 120V121H123ZM13 121V120H12ZM82 121V122H81ZM103 121H105V122H103ZM106 121H109V122H106ZM120 121H123V123L122 122H120ZM18 124H17V123ZM39 122V123H38ZM40 122L42 123V125H44L43 127L44 128H42V125L40 126ZM59 122V123H58ZM65 122V123H64ZM73 122V123H72ZM75 122H76V124H75ZM3 123H4V125H3ZM9 123H10V125H9ZM14 123H15V125H14ZM36 123H37V125L40 127H37V125H36ZM45 123H46V125H45ZM54 123H56V124H54ZM58 123V124H57ZM103 123V124H102ZM107 123V124H106ZM33 124L36 126H34L33 127ZM64 124V125H63ZM71 124H73V125H71ZM102 124V125H101ZM114 124V125H115ZM119 124H117V125H119ZM6 125V126H5ZM13 125V126H12ZM56 125V126H55ZM61 125H63V127H61ZM74 125H75V128H74ZM120 125V126H121ZM3 126H5V127H3ZM19 127V128H15V127ZM20 126L22 127V128H20ZM50 126V127H49ZM58 127L57 129L55 128V127ZM77 126V127H76ZM119 126V127H120ZM8 127H10V128H8ZM12 127V128H11ZM14 127V128H13ZM45 127H48V128H45ZM61 127V128H60ZM79 127H81V128H79ZM115 127V126H114ZM111 128V127H108V128H106V130L105 129H103V131H104V133H109L111 130V134L114 136L115 135V137L114 138H116L117 139V141H118V136L119 135H121V131L123 130V129H125V128H121L122 130H120V128ZM73 128V129H72ZM76 128L78 129V130H76ZM83 128V129H82ZM12 129H13V131H12ZM15 129V130H14ZM53 129H54V131H53ZM109 129H111L110 131H109ZM44 130V131H43ZM48 131V133H47V131ZM76 130V131H75ZM116 130V131H115ZM118 130V131H117ZM120 130V131H119ZM41 131H42V133H41ZM53 131V132H52ZM75 131V132H74ZM105 131H108V132H105ZM115 131V132H114ZM44 132V133H43ZM55 132H57V133H55ZM75 134H74V133ZM81 135H79L78 133ZM83 132V133H82ZM117 132V133H116ZM60 133H64V134H60ZM84 133H86V134H84ZM47 134V136H50V137H44L45 135ZM49 134V135H48ZM53 134V135H52ZM72 134H73V136H72ZM110 134V133H109ZM110 134V135H111ZM118 134V135H117ZM60 135H61V137H60ZM79 135V136H78ZM52 136H53V139H52ZM69 136V138H67ZM118 138H117V137ZM59 137V138H58ZM73 137V138H72ZM63 139V140H62ZM71 139V140H70ZM119 140H121V141H125V140H123V139H120L119 138ZM120 141V142H121ZM21 142V143H20ZM53 142V141H52ZM20 143V144H19ZM14 144V145H13ZM16 144V145H15ZM10 146V147H9ZM12 146H14V147H12ZM8 150V151H9ZM11 151V150H10ZM10 153V152H9ZM41 157V156H40ZM10 185H11V182H10ZM12 218L9 216V214H7V213H3L2 214V210L0 209V243L2 244V245H5L4 247L2 246L1 247V245H0V258L2 257L1 255H3V257H5V258H1L0 259V264L1 263H3V264H20L19 263V260H17L18 258H19V256H20V254H21V251L22 252H28V251H30V249H32V247H31V243L28 241V239L27 238H22L19 242H17L15 239L17 238V235H16V237L15 236H13L14 235V231L16 232L17 231V227H13L14 226V220L12 219ZM13 221V225H12V223H10V222H12ZM239 222V221H238ZM238 222H236V224H237V226H238V228H239V226H240V228L242 227V222L240 221V223L241 224H239ZM235 224V225H236ZM234 225V226H235ZM236 227V226H235ZM234 227V229L231 231L232 233H234V234H232V236H231V232L229 233V235L228 236H230V237H228V236H226L219 244H220V246L218 247V251H219V249H220V251H219V254L222 252V254L221 255H219L218 253H215L216 251L214 250V249H210V248H207V247H205V245L203 244V247H205L206 249V252L207 253H209V255L207 256V254H206V252H204L205 250H203V252L205 253V255H204V253H203V256H204V258H205V256H207L206 258V262L205 263H208L207 261H209L208 259H210L211 257V259H210V262L208 263V264H219V263H223V260H226V258H228L226 261H224V263L223 264H249V262H250V260H251V258H255V256L257 255V253L256 252H254V251H256V247L254 248V246H255V244H254V242L255 241H253L252 239H251V237L249 238V234H247V235H245L246 233H248V231L247 230H245L244 229V231H242L243 230V227H242V230L240 229H237V228H235ZM237 230V231H236ZM247 231V232H246ZM15 234H17V233H15ZM249 235V236H248ZM247 236V237H246ZM14 239V243H13V241L12 240H9V239ZM228 238V239H227ZM10 244H12L13 246H11ZM202 245V244H201ZM10 246V247H9ZM11 247H14V249L13 248H11ZM2 248V249H1ZM4 248V249H3ZM15 248H17V252H19L20 251V253H18V257L16 256V259H15V253H17V252H15V253H12V252H10V251H12V249L13 250H15ZM6 249H8V251L6 250ZM10 249V250H9ZM20 249V250H19ZM201 249V248H200ZM204 249V248H203ZM207 249H210L211 251L210 252H212V255H211V253L209 252V250L207 251ZM7 251V253L5 254V253H2L3 251ZM222 250V251H221ZM258 250V249H257ZM5 251V252H6ZM16 251V250H15ZM215 251V252H214ZM225 252V253H224ZM14 255V257H13V255ZM28 253H33L32 252V250L30 251V252H28ZM9 254L10 255H12V256H10L9 257ZM215 254V255H214ZM216 254L217 255H219V257L218 256H216ZM230 254V255H229ZM254 254H256V255H254ZM6 255H8L7 257H6ZM34 254H31V257H33L32 258V261H28V263L27 264H46V257L45 256H42L41 257V259H37L36 260V258L37 257H35V260H34V256H33ZM173 255V254H172ZM196 255V254H195ZM226 256V257H221V256ZM174 256V257H173ZM173 256H171L170 257V259H171V262H175L176 260H177V258H175V255H173ZM213 256H215V257H213ZM210 257V258H209ZM220 258V259H222L221 260V262L219 261L220 259H218V258ZM231 257V258H230ZM174 258V259H173ZM194 259H195V257H193ZM4 259H15V261H17V262H15V261H12L13 263H10V261L9 260H4ZM219 261H217V260ZM250 259V260H249ZM174 260V261H173ZM191 260V259H190ZM198 259H196V261H197ZM203 260V259H202ZM217 262H216V261ZM8 261H9V263H8ZM177 261H179V260H177ZM176 261V262H177ZM193 261H195V260H193ZM205 261V260H204ZM203 261V262H204ZM215 261V262H214ZM5 262H7V263H5ZM197 262H199L200 263V261L198 260ZM204 263V264H205ZM201 264V263H200Z\"/></svg>", "mask_w": 264, "mask_h": 264}]
</instances>
